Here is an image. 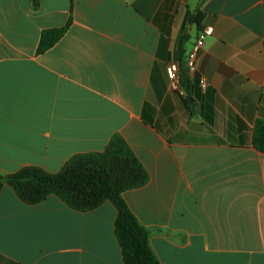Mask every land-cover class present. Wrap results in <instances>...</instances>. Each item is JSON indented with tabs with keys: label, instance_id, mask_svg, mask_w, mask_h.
I'll return each mask as SVG.
<instances>
[{
	"label": "crops",
	"instance_id": "0c3cea01",
	"mask_svg": "<svg viewBox=\"0 0 264 264\" xmlns=\"http://www.w3.org/2000/svg\"><path fill=\"white\" fill-rule=\"evenodd\" d=\"M198 14L211 33L173 87L167 66L184 73ZM258 119L264 0H0V264H124L113 202L27 204L3 179L58 172L117 136L150 173L123 196L162 264H264Z\"/></svg>",
	"mask_w": 264,
	"mask_h": 264
},
{
	"label": "trees",
	"instance_id": "16d2710c",
	"mask_svg": "<svg viewBox=\"0 0 264 264\" xmlns=\"http://www.w3.org/2000/svg\"><path fill=\"white\" fill-rule=\"evenodd\" d=\"M204 1V0H202ZM35 5L39 0H34ZM190 22L202 25V14L191 15ZM64 28L44 30L39 52L53 46L64 34ZM181 79L188 81L183 69ZM253 145L264 153V120L258 119L253 129ZM3 179L27 204H38L54 194L71 208L86 212L109 200L117 208L115 234L122 249L124 264H162L151 243V230L140 223L123 196L126 190L138 188L150 180V173L139 157L120 136L104 151L71 157L58 172L38 166H25L6 174Z\"/></svg>",
	"mask_w": 264,
	"mask_h": 264
},
{
	"label": "built area",
	"instance_id": "2783aa9c",
	"mask_svg": "<svg viewBox=\"0 0 264 264\" xmlns=\"http://www.w3.org/2000/svg\"><path fill=\"white\" fill-rule=\"evenodd\" d=\"M211 33V28H203L199 31L197 39L193 48L189 51L186 60L184 69L188 74H194L197 70V59L199 50L205 45V39L208 34ZM167 73L170 78L171 84L173 87H179L181 80V65L178 62H171L167 66ZM202 86H206L205 79L201 81Z\"/></svg>",
	"mask_w": 264,
	"mask_h": 264
}]
</instances>
